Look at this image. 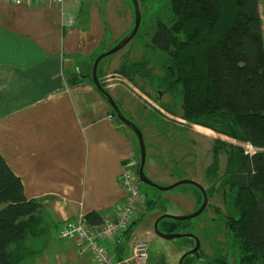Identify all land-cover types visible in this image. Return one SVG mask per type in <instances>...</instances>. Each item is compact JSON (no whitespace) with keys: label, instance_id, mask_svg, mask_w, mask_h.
Segmentation results:
<instances>
[{"label":"crops","instance_id":"0c3cea01","mask_svg":"<svg viewBox=\"0 0 264 264\" xmlns=\"http://www.w3.org/2000/svg\"><path fill=\"white\" fill-rule=\"evenodd\" d=\"M98 2L0 0V154L25 197L43 204L41 233L26 241L19 264H94L82 241L60 240L57 230L95 212L104 224L115 220L125 200L123 174L131 163L139 170L136 136L116 120L92 78L107 26ZM123 62L114 61L115 76ZM173 178L162 181L171 185ZM146 201L144 211L153 210ZM131 237L122 234L113 245L119 259L131 256L133 248L125 255ZM14 247L11 253L22 251Z\"/></svg>","mask_w":264,"mask_h":264},{"label":"trees","instance_id":"16d2710c","mask_svg":"<svg viewBox=\"0 0 264 264\" xmlns=\"http://www.w3.org/2000/svg\"><path fill=\"white\" fill-rule=\"evenodd\" d=\"M169 13L170 21L159 22L151 38L168 58L160 93L180 89L184 124L218 135L212 152L215 159L226 155L225 182L232 193L225 231L238 264H264V0H170ZM148 65L145 58L124 61L117 73L128 80L147 79ZM216 175L209 171L207 179ZM202 202L200 194L199 207ZM147 206L153 209L155 202L148 200ZM42 211V202L25 197L21 179L0 154V264L24 261L26 250L14 254L11 248L40 235ZM85 220L90 227L104 225L96 212ZM186 223L162 219L159 229L178 233ZM190 260L197 261L189 256L184 264ZM212 262L227 264V259L215 255Z\"/></svg>","mask_w":264,"mask_h":264},{"label":"rangeland","instance_id":"374dc122","mask_svg":"<svg viewBox=\"0 0 264 264\" xmlns=\"http://www.w3.org/2000/svg\"><path fill=\"white\" fill-rule=\"evenodd\" d=\"M138 2L142 17L140 29L126 47L101 61L100 80L105 84L107 92L117 101L125 117L134 122L143 133L147 150L144 168L146 176L161 187L191 180L209 190V207L199 219L187 221L178 230V233L195 235L200 241V254L203 256L197 261L190 260V264H213L215 255L226 257L227 264H238V252L232 246L223 222L210 221L227 217L231 209L228 197L232 193L225 182L226 155L220 154L218 159H215L212 152L218 135L200 126L188 127L184 124L180 89L164 93L162 101L159 102L162 94L160 92L164 90L160 86L163 76L162 64L164 59L168 58L166 53L151 45V38L159 22L170 21V0ZM96 10L107 20L104 43L100 50L103 52L101 54H104L131 34L135 10L131 0H99ZM144 58L149 62L147 69L152 72H149L147 79L135 76L128 80L123 76L114 75V61L136 63ZM115 118L118 120L116 116ZM217 165L218 170L215 169ZM209 171L217 174L216 177H211L213 181L207 179ZM165 176L170 179L174 176L175 182L166 185L162 181ZM139 188L145 199L154 201L155 206L151 211L141 212L144 218L134 226L132 237L126 244L125 255L130 256L129 252L136 243L145 242L149 247L148 264H179L182 256L194 248L195 240H165L155 233L154 226L162 215L183 217L196 212L199 209L195 210L196 194L201 193L191 185H181L163 192L140 182ZM143 205L145 208V204ZM148 233L150 236H147ZM25 245H21V250Z\"/></svg>","mask_w":264,"mask_h":264},{"label":"built area","instance_id":"2783aa9c","mask_svg":"<svg viewBox=\"0 0 264 264\" xmlns=\"http://www.w3.org/2000/svg\"><path fill=\"white\" fill-rule=\"evenodd\" d=\"M15 5L36 6L46 0H7ZM53 4L63 5L67 0H50ZM74 20H67L68 26H73ZM250 148L249 146L247 147ZM249 152V151H248ZM139 175L135 164L131 163L126 168L121 186L125 192V200L118 207L116 219L105 222L100 227H90L85 217L69 221L57 230L56 237L60 240L79 239L94 260V264H147L149 257L148 244L138 242L132 249L129 258L119 259L113 254V245L122 234H125L138 221L144 208L145 197L139 188Z\"/></svg>","mask_w":264,"mask_h":264},{"label":"water","instance_id":"95a60500","mask_svg":"<svg viewBox=\"0 0 264 264\" xmlns=\"http://www.w3.org/2000/svg\"><path fill=\"white\" fill-rule=\"evenodd\" d=\"M134 6V10H135V21H134V28L131 32V34L125 38L122 42H120L117 46H115L113 49H111L110 51L101 54L100 56L97 57V59L94 62L93 65V70H92V78H93V82L96 86V88L98 89L99 92H101L102 94H104V96L107 98V102L109 103V105L111 106V108L113 109V111L115 112L118 120L124 124L125 126H127L132 132L133 134L136 136L138 143H139V147H140V167L138 170V175H139V181L147 186H150L152 188H156L160 191L163 192H168L171 191L173 189H175L176 187H179L181 185H191L192 187L197 188L198 190H200L202 196H203V202L202 205L199 207V209L187 216H183V217H177V216H169V215H162L155 223L154 226V231L155 233L168 241H172L175 239H182V238H192L193 240H195V246L192 250L186 252L179 264H184V261L187 257L189 256H195L198 259L201 258L200 255V241L197 238V236L192 235V234H182V233H171V234H166L160 231L159 229V223L162 219H172L174 221L177 222H187L193 219H199L201 217V215L205 212L208 203H209V198L206 192V189L201 186L200 184L191 181V180H183L180 182H177L171 186H167V187H161L159 185H157L156 183H154L153 181H151L146 174L144 173V168H145V164H146V158H147V150H146V145H145V140H144V136L143 133L141 132V130L139 129V127L132 122L131 120L127 119L125 117V115L123 114L121 108L119 107V105L116 103V101L112 98V96L107 92V90H105L100 82V79L98 77V69H99V65L101 63V61L110 56L113 55L117 52H119L120 50H122L124 47H126L133 39L134 37L137 35L140 26H141V12H140V6H139V2L138 0H131Z\"/></svg>","mask_w":264,"mask_h":264},{"label":"flooded vegetation","instance_id":"af4514ba","mask_svg":"<svg viewBox=\"0 0 264 264\" xmlns=\"http://www.w3.org/2000/svg\"><path fill=\"white\" fill-rule=\"evenodd\" d=\"M161 96H162V97H161ZM162 99H163V94H160V100H159V102L162 101ZM219 220H220L221 222H223V224H225L226 216H225V218H224V217L219 218ZM192 249H193V248H192ZM189 251H190V250H189Z\"/></svg>","mask_w":264,"mask_h":264}]
</instances>
